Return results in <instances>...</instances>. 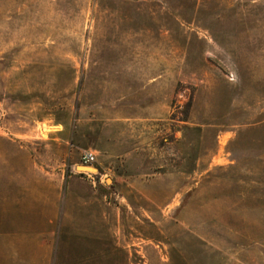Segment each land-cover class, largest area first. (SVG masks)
Wrapping results in <instances>:
<instances>
[{
  "label": "rangeland",
  "instance_id": "obj_1",
  "mask_svg": "<svg viewBox=\"0 0 264 264\" xmlns=\"http://www.w3.org/2000/svg\"><path fill=\"white\" fill-rule=\"evenodd\" d=\"M0 99L119 204L102 264H264V0H0Z\"/></svg>",
  "mask_w": 264,
  "mask_h": 264
},
{
  "label": "crops",
  "instance_id": "obj_2",
  "mask_svg": "<svg viewBox=\"0 0 264 264\" xmlns=\"http://www.w3.org/2000/svg\"><path fill=\"white\" fill-rule=\"evenodd\" d=\"M5 114L0 99V264H102L101 243L116 240L103 231V207L119 204L82 176L40 165Z\"/></svg>",
  "mask_w": 264,
  "mask_h": 264
},
{
  "label": "built area",
  "instance_id": "obj_3",
  "mask_svg": "<svg viewBox=\"0 0 264 264\" xmlns=\"http://www.w3.org/2000/svg\"><path fill=\"white\" fill-rule=\"evenodd\" d=\"M82 164L83 166H88V165H92L93 162L96 160V156L93 152H85L83 155H82ZM82 172V171H80ZM83 173H87L89 174L90 171H83Z\"/></svg>",
  "mask_w": 264,
  "mask_h": 264
},
{
  "label": "bare ground",
  "instance_id": "obj_4",
  "mask_svg": "<svg viewBox=\"0 0 264 264\" xmlns=\"http://www.w3.org/2000/svg\"><path fill=\"white\" fill-rule=\"evenodd\" d=\"M81 168L82 170H86V171H92V172L95 171L94 167L92 166H81Z\"/></svg>",
  "mask_w": 264,
  "mask_h": 264
},
{
  "label": "water",
  "instance_id": "obj_5",
  "mask_svg": "<svg viewBox=\"0 0 264 264\" xmlns=\"http://www.w3.org/2000/svg\"><path fill=\"white\" fill-rule=\"evenodd\" d=\"M81 166H83V165H81ZM81 166H80V167H81Z\"/></svg>",
  "mask_w": 264,
  "mask_h": 264
}]
</instances>
